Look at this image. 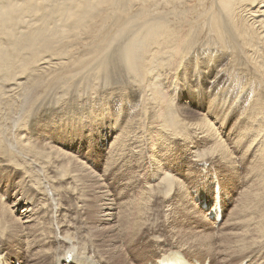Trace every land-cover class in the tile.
I'll use <instances>...</instances> for the list:
<instances>
[{
  "label": "bare ground",
  "instance_id": "1",
  "mask_svg": "<svg viewBox=\"0 0 264 264\" xmlns=\"http://www.w3.org/2000/svg\"><path fill=\"white\" fill-rule=\"evenodd\" d=\"M63 1L64 0H61V2H63ZM69 1L70 0H68V2L67 1L66 2L69 4ZM106 1H108V0H101L100 2H102L101 4L106 6ZM138 1L139 0H137V2ZM146 1H148V0H146ZM166 1H163V3H165ZM175 1H176V6H174L172 4L174 6L172 9L173 12H170V13H169V11H167L168 9L163 10L164 7H162L163 8L162 10L165 11V13L162 12V10L158 11V10L152 8V4H151L150 7L152 9H150V12L149 13L147 12V14L148 15L151 14V19H153L151 24L155 23L156 25L153 24V26L151 27V31L148 34V37L146 39H144V38L147 36L146 34L148 31L145 32L146 36L143 38L144 39L143 44L140 43L139 45L138 44L135 45V42L132 40L133 39L132 38L133 29L136 27H141L142 25L145 26L144 24L147 23L145 21V14L146 13L143 12V10H144L143 8H142V10H139V11L135 10V12H134L133 8L131 6L129 7L128 4L122 3L123 0H117L115 5H114L115 6L114 13L119 12L120 16L117 17L116 14H115V16L117 17V19H119L122 22H120V21L118 22L117 20H115L113 23H110V21L108 19H104L103 21L101 20L99 24H97L98 20L97 21L92 20L91 23L88 24V26H84L85 27L84 29H86V30L85 31L83 30V31L85 32L86 35L89 34V36H90L92 34L93 35L98 34V36L94 37L96 39L95 42L93 41L94 43H92V42L90 43V41L88 43H85L86 47L92 45L91 47H93V48L91 50L84 51L81 55L79 54L80 56H78V52H79L78 50H80V49L77 48L78 47L77 46L76 47L77 49H75V50L70 49L71 51L67 52V56H68L67 58L59 59V61L49 60L50 62L46 63L47 61H45V60H48L47 58H49V57H47V58L43 57L44 59L42 58V59H38V60L33 59V62L32 61L29 62L28 60H29L30 55H35V56H37V54L40 55L39 53H36V40L39 39L42 31L47 30V28L46 27L45 28H32L31 30H29L27 32V35H35L36 33H38V36L35 35L33 40H30L31 38L29 39L28 37L21 35L22 32L20 31V28L23 27L24 23H26L25 20H27V17H26L27 15L34 13V15H32V16H34L33 20L38 19V18H36V14H35V11H37V10L38 11L39 10L45 11L48 14V16L50 15L51 17H53L58 4L56 6V3L53 2V0H47V3H46L47 5L42 4L43 6L41 5V7H39L42 0H0V33L3 29L6 28V30H3V34H5L6 37L3 34H1V35L5 37L4 41L7 42L6 44L0 43V66H4V67L6 66L5 69L3 68L4 69V76L0 75L1 76L0 77V98H1L0 104L2 105L4 100H5V104H7V101L15 100L17 98H19V100L21 99L22 102L24 103V106L21 107V109L17 108V109H14L12 112H10L13 114L17 113L16 115H18V114L20 115L21 112H24V107H25V104H28V100L33 99V97L37 96V101H36L37 104H33L31 106V108H28V112L29 111H36L42 105L49 106V105L55 104L57 102L59 103L61 101H64L66 98L74 96L76 94L80 95V94L84 93L85 90L97 89L96 87L100 85L98 80L101 79V76H102L101 75L98 80H97V78H95L93 76H91V78H93L94 80L90 79L89 78L90 76L87 77L88 79H90L92 81L89 82L88 84L86 83L87 84L86 85L84 82H86L88 79L86 78L87 79L86 81L82 80V82L86 86L81 87L82 85H84V84H81V86L79 85L81 88H79V89L74 88V89H78V90L69 89L70 87L69 86H68L69 88L67 87L68 84L64 83L65 82V80H64V82L61 83L60 86L63 84V88H64V86H66L65 89L55 90V89H57V86H55V84H53L54 82L51 83L50 81L57 78L56 75H58V74L60 75L62 72L63 73L69 72L70 74L71 73L74 74V73H78V71H80V69H81V71H83L82 69H84V68H90L93 71L95 69H97V70L99 69L103 72H107V73L112 74V77H110V74L104 76L107 79V81L105 80V78H103V80L100 81V82H104V84H106V85H107L108 81H109V83L111 82L110 80L114 77V75L116 76L118 74H124V73L130 75L132 80L134 81V83L136 82L135 85H137V86L140 84L145 85V87H146V94H145L146 97L145 98H146V100L150 99L151 100V101L149 100L150 103L153 104L154 106H153V108L152 107L148 108L147 105H149V104H145L144 102H143L144 106H142L141 108H139L140 106L139 107L137 106L139 109H136L137 107L120 108L117 105V107L119 108L118 112L123 114L122 116H124V118L120 122L121 123L120 134L124 135V137H126V139L129 138V141H131V143H134V146H133L134 152L133 153L135 155H133V157H135L136 159H143V158L148 157V155H149L148 151L145 148H143L144 144H142V146H140V145H138V142L136 140L139 139L138 137H140L138 134H140L141 132H144L147 135V141L148 142L146 141L145 138H142V136H141V139L144 140L145 142H147L148 149L151 152L150 153L151 156H149V157L152 158V160L157 161V164L156 163L154 164L153 162H149L147 160H146L147 164H144L143 166L141 164H139L140 161H132L131 162V164H130L131 169L136 168L139 170L141 168L142 171H145V169H146V174L143 175L144 178L142 181L136 180V182H139V184L137 186H135L134 188H132L134 185L132 183L124 185L125 187H123V188H125L127 191H134L136 189H138L139 191L133 192V195H131V196L127 195V193L125 191H123V193H121L119 196L117 195L122 200L127 201L126 206H124V207L121 206L122 207L121 208L120 207V202H121L120 200L119 201L117 200V202H112L111 199L108 198V196L106 198L109 200H107L105 198L106 202L102 201V197L100 196L101 194L96 196V200L94 199L93 201L89 200L91 198L85 197L86 192L90 191L92 189V187L84 186V183L87 181H86L84 174H82V173H87V172L85 170H79V168L75 169V166L73 169L72 168V162L75 159L73 157L61 152V151L60 152L55 151V154L57 155V157L59 159H63V158L67 159V160L66 159L64 160L65 162L63 161L64 162L63 167L65 168V171L63 170V173H60V171H59L60 169L57 168L58 174L56 173L57 175L54 177L55 178L54 185L59 188V194L56 195V200L58 201V203L61 204L65 201H67L68 204L71 206L70 210H68V211H70V213L74 214V213H76V211H77V213L79 211L80 215L82 217L86 218L85 222H82V221L77 222V224L80 227L84 228L86 230V232H90V230H98L97 229L98 227H102L103 224H105V223H103L105 219L107 221H109V220L111 221V219H112L113 215L112 216L107 215L105 219L103 218L104 212L101 213V207H99L100 206V200L103 202L102 204L104 207L106 205L108 206L107 212L110 211L114 214L115 211L119 210L118 215L121 218L123 217V219L126 220L125 222H120L121 228L119 231L117 230V232L115 234L116 237L113 238V240L118 241L119 244H120V242H123V241L125 242V240L126 241L127 240L133 241L135 238H138L139 236H141L140 233L143 232V230H146V232L151 231V230H155L154 234H152V233L149 234V236L153 237L152 239L149 238L150 240H152V243L147 244L148 248L151 249V253H148V255L145 256V261L146 260H152V262H154L156 260L155 263H153V264H186L185 260H187L189 264H264V141H263V144L261 143L262 145L261 144L258 145V150L255 151V153H254L255 158H256L255 162H257L256 164H258V166H256V167L251 166L250 173L257 172L256 180L253 182L252 185L249 184L250 181H247V179H248L247 177H249V173L248 174L246 173L245 178L241 181H239V177L237 176V184H236V180L234 179V177L232 175L233 174L235 175L236 173H238V171H236L235 169H233V170H230V169L227 170L226 169V171H218L214 168V165H215L213 162L214 157H211L212 155H210L211 154L210 151L215 152V154L218 153L215 149H219L221 151H227V148L224 144L225 142L222 140L221 141L218 140L215 142V144H213V145H215V149H212V148L209 149L208 148L210 150V151H207L209 153L208 156L200 155L199 157L195 158V161L197 163H195L193 161V163H191L190 169H189L190 171H193L192 177H189L191 175H189L188 177H184L181 174L180 179H177V180L174 177L171 178L170 175H168L169 174L168 172H173V171L176 173L179 171L185 172L186 169L189 167V162L186 165H183V163L177 159L178 155H173V152L168 151V148H169L168 146H167L168 152H166L165 150H161V151H159V153L153 152L154 148L156 147L157 144L166 146V144L168 143V140L166 138L162 137L160 134H163L167 137L179 138L180 136H184L183 133L188 132L190 129H192L191 126L195 127L196 129H201V131H203V132H206L211 139H213V137L216 136V134L218 133L216 130V127L206 117H204L206 115V112L210 111V109H206V108L204 110H202L203 113H195L189 108L181 107V111H183L184 114L190 118L192 125L191 126L186 125V124L181 123V122H178L176 124H170L167 121V119H168L167 115L170 114V112H169L170 109H168V107L166 106V103H168V101H170L172 99V94H168L167 96H165L166 95L164 92L165 89L162 88V86L160 88V85H159V84H162L163 79H165V81H166V78H168V77L177 76L176 79L179 80L178 76L181 75V73L179 72L180 69L186 64L185 62H187L186 60H188L189 57L192 58L191 56L195 55V53L192 51L193 47L191 48L190 45H192L193 40L196 39L195 35L198 36V34L192 33L191 29L197 27V25L200 24L201 21L204 20L206 17L209 16L208 20L213 22L212 24H214V23L217 24L215 22L216 19H218V21L222 19V21H223V19L226 18L225 23H224L225 24L224 28L228 29V31H226V32H229V30L234 29L233 32L235 34H234L233 39L234 40L236 39L237 41H235V42L241 44V46L244 47V48L242 47L244 49V63H242L243 61H241L242 65H244V67H246L250 71L251 70L254 71L264 81V0H211L212 6L210 9H208L209 7L204 9V7L200 6V7H197L200 9L199 11H196L197 9L195 6H194L195 8L193 6L191 7L187 3H186V7L183 8L185 10L179 9L178 6H181L180 4L182 3L181 2L182 0H180L181 3L177 0H175ZM95 2H97V1L95 0ZM160 2H161V0H160ZM188 2H189V0H188ZM245 2L248 4V6L251 7V5H254V7H252V8L248 7L245 4ZM67 3H66V5H67ZM141 3H142V0H141ZM64 4L62 5V7L64 6ZM112 4H113V2H112ZM166 4H168V3L166 2ZM191 4L194 5L193 3H191ZM208 4H209V2H208ZM91 5H92V3H91ZM145 5H147V4H145ZM195 5H198V4L195 3ZM206 6H208V5L206 4ZM85 7H88V6H85ZM91 7H93V6H91ZM59 8H60V6H59ZM62 9L59 10L57 8L58 14L56 13L54 16L59 15V13H61L59 11H64L65 8L63 7ZM86 9H88V8H86ZM93 9H91L90 11L93 10V12H95L96 7H94ZM103 9L104 8H102V10ZM105 9H107V8H105ZM202 9H203V11H202ZM211 9H215L213 13H211V11H210ZM66 10L68 11V9H66ZM83 11H85V9ZM145 11H147V9ZM166 11L168 12V14ZM208 11H210V12H208ZM64 12H62L63 14L59 15V17H61L62 15H65ZM199 12H201V13L199 14ZM194 13H197V16H198L197 19L190 16V15H196ZM66 14H68V13H66ZM70 14H72V13H70ZM73 14H74V12H73ZM106 15H108V14H106ZM101 17H102V15H101ZM82 18L83 17H81V19ZM39 19H40V17H39ZM71 19H73V18H71ZM77 19H78V14H77ZM28 20H29V18H28ZM28 20H27V23H28ZM188 20H192V21H188ZM50 21L52 22V20H50ZM194 21H195V23H192ZM189 22H191V23H189ZM205 23H206V20H205ZM205 23H203V24H205ZM61 24H62V22H61ZM64 24H65V22H64ZM208 24H210V22H208ZM26 25L27 24H25L24 28L26 27ZM129 25H133V27L129 26ZM211 25L209 27H212ZM28 26L30 27V25H28ZM33 26L35 27L36 24L34 25V23H33ZM7 27L11 28V30L7 29ZM65 27H66V25H65ZM204 27H206V26H204ZM18 28H19V30H18ZM187 28L189 29V33L186 36H183L184 31H186ZM56 29H58V28H56ZM212 29H215V28L212 27ZM148 30H150V29H148ZM201 30H204V29H201ZM215 30L217 32V29H215ZM219 30H221V29H219ZM78 31H79V29H78ZM47 32H48V30H47ZM223 32H225V30ZM230 32L232 33V31H230ZM69 33L70 32L64 33L63 39H61V42L59 44V46H60V48H59L60 50L58 49L59 51H61V49H63L62 46L65 44V41L67 39H69ZM74 33H73V35H74ZM206 33H207V30H206ZM85 34H83V35H85ZM138 35L142 36L139 33H138ZM76 36H79V35H76ZM74 37L71 36V39H73ZM82 37H84V36H82ZM232 37H233V35H232ZM13 38H17L16 41H18V43L16 41L14 42ZM26 38H28L29 40ZM41 38H43L42 35H41ZM54 38H56V37H54ZM193 38H195V39H193ZM77 39H79V38H77ZM0 41H1V39H0ZM42 41H43V39H42ZM69 41L71 42L70 39H69ZM139 41H140V39H139ZM230 41H231V43L234 42V41H232L231 38H230ZM5 42H3V43H5ZM48 42H50V41L47 40V44L49 46ZM52 42H50V44ZM86 42H87V40H86ZM42 43H44V41ZM20 44H21V46H20ZM37 44L40 45L39 42H37ZM44 44L47 47L46 43H44ZM75 44L76 43H74V45ZM197 44H199V42H197ZM22 45H23V47H22ZM53 45L56 46L55 43ZM53 45L52 44L50 45V46H52V49H53V47H55ZM236 45L237 44H234L235 47H236ZM206 46H208V45H206ZM234 46H233V48H234ZM38 47L41 48L40 46H38ZM197 47H199V46H197ZM57 48H55V49H57ZM233 48L231 47L230 49H233ZM82 49H84V48H82ZM219 49H221V48H219ZM233 50H232L233 53H231L227 56H229V58L234 59L236 57L235 55H236L237 51H239V50H238V47H237L236 53ZM52 52H49V53L52 54ZM53 53L56 54L57 52L55 53V51H54ZM27 54H29V55H27ZM25 55L28 57H24ZM56 56H57V54H56ZM64 57H66V56H64ZM213 57H215V56H213ZM237 57H238V55H237ZM212 59H214V58H212ZM239 60L240 59H238V61H237L238 64L240 63ZM241 63H240V65H241ZM185 66H187V65H185ZM225 66H227V65H225ZM242 69H244V68H242ZM185 70H186V67H185ZM93 71H92V73H93ZM243 71L240 70V71H235L233 73L230 71L232 73V74L231 73L230 74L233 76V74L236 73V74H234L235 77L237 74H239V76H237V77L241 79L242 75L244 74ZM1 73H2V69H1ZM46 77H48L51 80L47 81ZM60 77L62 78L63 74H61ZM44 78H46V79H44ZM67 78H69V77H67ZM67 78H65V79H67ZM42 79H44V81ZM176 79H174V81ZM90 80H88V81H90ZM32 81H34L35 83L32 84ZM54 81H56V80H54ZM122 81H124V79ZM73 82H75L74 79H73ZM119 82H118V84H119ZM125 82H126V80H125ZM128 82H129V80H128ZM237 82H239V80H237L236 83ZM257 82H256V84H257ZM59 83L60 82H58V84ZM130 83H132L131 80H130ZM251 83H255V80H252ZM113 84H114V82H113ZM10 85H12L13 87H10ZM95 85H97V86L95 87ZM120 85L123 86V84H120ZM171 85H173V84H171ZM53 86H55V87H53ZM60 86H58V87H60ZM70 86H73V85L70 84ZM50 87L54 88V89L49 90ZM75 87H77V85ZM87 87H88V89H86ZM257 87H258V85H257ZM37 88H40V89H38L39 91L37 90ZM251 88H253V87H251ZM67 89H69V90H67ZM257 89H259V88H257ZM35 90H37V91H35ZM260 91L261 90H253L252 89L250 91L251 93L249 95L254 97L255 93L260 92ZM120 92L122 94H125V95L131 94L130 90H126L125 87L123 88V90H120ZM246 92H248V91H246ZM35 93L37 95H34ZM68 93H69V95H68ZM242 94H241L240 98L242 97ZM246 94H248V93H246ZM131 95H133V94H131ZM148 96H149V99H147ZM227 96H228V94H227ZM119 97H121V96H119ZM117 98H118V96H117ZM217 98L220 99L222 97L219 95V96H217ZM54 99H56L57 101H53ZM127 99H129V98L127 97ZM258 99H257L258 100L257 105L246 104V107H245V104H244V107L251 109V111L259 110L261 112V114H260L261 118L260 119H262L264 121V97L259 96ZM241 100H242V98H241ZM232 101L236 105L237 95L232 97ZM240 101H238V103H240ZM230 102H231V100H230ZM140 103L141 102H139L138 104H140ZM120 104H121V106H123L124 103L122 104V102H121ZM231 104H232V102H231ZM124 105H126V104H124ZM146 106H147V108H146ZM198 106H201V103H199ZM43 107H45V106H43ZM51 107H53V106H51ZM223 109H224V106L221 107V110H223ZM126 110H128V112ZM130 115L131 116L133 115V116H132L131 120L128 121L127 119ZM207 115H209L211 118H213L214 121H218V119L220 121H222L221 123L224 126V128L226 129V131H228L230 129V125L228 123H230L231 120L228 123L225 122L226 120H223L222 116L224 114L222 112H220L219 114H216V112H215L214 116H212V112L207 113ZM247 115H248V112H247ZM4 117H0V121L4 120ZM143 117L148 122L147 125H141L142 123L140 124V120ZM247 117H246V119H247ZM255 119H256L255 121H257V118H255ZM241 120H243V119H241ZM136 121H138L139 123H137ZM259 122H261V121H259ZM240 123L242 126L245 124V123L242 124L243 121ZM15 125L16 124H14V126ZM103 125L104 124H102V126ZM109 125H111V124H109ZM96 127H99V126H95V128ZM263 128H264V123H261V125L258 129H257V126H256V130L253 129V131H255V133L250 135L249 140H248L249 147H246L247 149H250L251 147L254 146V143H255L257 137L262 133ZM110 129H111V127H110ZM105 130H106V128H105ZM87 131L88 130H86V132H84V133L85 134L88 133ZM124 132L125 133L128 132V133L125 134ZM97 134L98 135L95 138H99L100 135H99V133H97ZM82 136H83V132L79 134L78 139L81 138ZM240 136L241 135H239L238 138ZM72 137H74V136H72ZM82 138H84V136ZM217 138H219V137H217ZM85 139H86V137H85ZM15 140H16V138H15ZM117 141L118 140H115V143H114L115 150H117L121 146L120 142H118L119 143L118 145L116 144ZM260 141H258V142H260ZM84 142H85V140H83V139L81 141L80 140L77 141V143L80 144V146H82V144ZM67 144L70 145L69 142H67ZM73 145H75V144H73ZM175 145H177V144L175 143ZM223 146H225V147H223ZM170 147L176 148V146H174L172 144H170ZM203 147H205L204 144H203ZM15 148H16V145H15ZM21 148L25 153L30 154V155H32V153H33L31 150L39 148L38 151H40V152H38V154H36V160L42 161L43 159H45V160L48 159L45 156H48L49 153H47V151H46L47 155L43 154V152H45V150H48V148L44 147L43 145L41 146L40 143H37V141L34 144H30L29 142L27 144L22 143ZM254 149H255V147H254ZM182 150H183V152H182L181 156H183V154L185 152H187L186 148H184ZM118 152L119 151L117 150L115 152V154L110 157V160H109V163H111L110 166H114V173H116L118 170L122 169L120 164L115 160L122 153L124 154V152H122L120 154H118ZM3 153L4 152L2 151L1 154H3ZM15 155H16V153H15ZM231 155H233V154H231ZM55 156H53V157H55ZM5 157H7L12 162L13 169H15L14 166H17L20 169L23 168L22 172L25 175L29 174L28 179L30 180V182H32L34 184H35V181L38 182L39 186H38L37 190L40 189V191L43 192V195L45 193H46V196L48 195L47 194L48 189L43 182V178L41 177V173L40 172H39L40 174L37 173V176H34L35 174L32 175V173L35 172L32 168V164H30V163L26 164V162H23V161L21 162L20 158L17 156L10 157V156L5 155L4 160L6 159ZM49 157H51V156H49ZM57 157H55V158H57ZM183 157L189 161L187 153H185V155ZM54 161H55V159H54ZM47 162H49V161H47ZM57 163H58V161H57ZM42 164L45 165L43 163V161H42ZM77 165H78V163H77ZM82 165H84V164H82ZM38 167H40V166H38ZM38 167H36V168H38ZM57 167H61V166L58 165ZM45 168L47 169V175H49V172H50L49 168H47V167H45ZM183 168H184V170H182ZM95 169L98 170V167H95ZM107 171H109V170H107ZM15 172H17L16 169H15ZM90 173H92V172H90ZM92 174L93 175L87 173V177L90 176V179H88V180H90V181L92 180V181H95L96 183H98L96 185H99L100 189H101V187L103 190L106 188L108 189V186H109L107 183V181L109 180L108 176H106L105 174H103L101 176L96 175L99 179L98 180V179H95V177H96L95 173H92ZM100 178H102L103 182H105V184L108 185L106 188H105V186L101 185L102 181H100ZM66 181L69 182L68 184H70V186L69 185L68 186L71 187L70 188V190L72 189L71 191H69V189H68L69 187H67L66 185L64 186V183H67ZM52 182H54V181H52ZM239 182H240V184H238ZM186 183H189V185L191 187H193L192 188L193 194H190V192H188V190H190V189L187 187ZM12 184H13V182H12ZM85 185H87V184H85ZM32 188L36 190L35 186ZM62 189H64L65 192H62ZM233 190H241V191L244 190V192L241 194L242 198L240 199V201L237 200V202L233 205L234 206L233 210H235V211H234V213H232L230 219L227 222L228 223L227 231L229 230V233L228 234L223 233L224 235L221 234L222 235L221 238L220 237L212 238L211 235H206V234H211V233H213V234L217 233L220 225L222 223H224V220L226 218V212L228 210V206L231 205L232 199L234 198ZM33 193H36V192L33 191ZM105 193L106 192H104V194ZM221 194H223V196H221ZM37 195L39 197V195H41V194H37ZM60 195L63 196V200H64L63 202L59 199ZM211 195L213 197H211ZM2 196L5 197L6 195L3 193ZM15 197H17V194L15 195ZM67 197H69V198H67ZM174 197H176V203L175 204L173 203ZM43 198H45V197H43ZM51 198H52V195H51ZM51 198L47 199L48 201H51V202L49 205L47 204L48 207H46V209H47V212L49 213L51 220L53 222V224H52L53 227L50 231V234L54 235V237H52V238L49 237V240H50V244L52 246V249L54 247L56 249V247H57V250H58L57 251L58 253H56V254H58L57 257L62 259V261H60L57 257H56V259H52V257H51L50 259H52L53 261L55 260L54 262L52 261V263L53 264H99V262L94 260L95 257H93V255H95L93 248H95V247L93 246L94 242H92V239L96 238L97 236H91V235L82 236L81 239L83 241L80 240V245H81L82 249L79 253L78 252L79 249L78 250L75 249L77 247V246L75 247L77 238L75 239L76 241L73 242L74 240L73 241L71 240L72 238L69 237L68 231L66 232V229L68 228V226H65V225H64L65 227L61 226V225H63L62 224L63 219L62 218L58 219L55 217V213H59L60 208L58 211H56L58 208H55V206H56L54 204L55 200L53 201L54 198L52 200H51ZM185 198L188 200V204H190V205L192 204L193 208L196 207L197 209L200 210V211L199 210L194 211V210H192L193 208H189L188 211H191V212H188L189 216L187 217V221L185 220L184 215H183V214H186V215L188 214L186 212L187 206H184V205H186L185 203L187 201H185V203L181 202V200H183ZM85 201H88V202H85ZM156 201H158L161 205V212L159 211L161 213V215L159 213L156 214L157 216H161V217H159L161 222H159L158 225H155L154 224L155 222L154 223L152 222L153 224L151 226H150V224L146 225L152 218L150 211L154 210L153 204ZM26 203L28 204L27 201H26ZM30 203L31 202H29L28 205H30ZM85 203H89V204H85ZM94 204L99 205V206L98 205L97 206L100 208V211H99L100 216H101L102 220L104 219L103 222H102V220L97 221L96 223L98 225H96V226L93 225L94 222H91V224L88 223L89 219H90V212L91 211L87 212V213H86V211H84L85 209L87 210V208L91 209ZM118 204H119V206H118ZM38 205H40V204L38 203ZM38 205L34 210L35 212L39 211ZM16 206H18V207L21 206L22 208H24L25 212H23V214L28 213V215H29V211H28L29 207L28 206H26V205L23 206V204H18ZM79 207L81 208V210L79 209ZM157 209L155 210V213L157 212ZM2 210L4 211V212H2L3 213L2 216L5 219V221H7V218L10 216V212H8V210L5 208L4 204L0 203V211H2ZM63 212H64L63 210L60 211L61 214ZM37 214H38V217L41 216L40 212H38ZM73 214L71 215V217L73 216ZM164 215L167 216L166 219H164L165 218ZM157 216H155V218ZM20 217L21 216L17 217V219H16V217L10 218L9 223L12 226H18L20 229L21 222H22ZM30 217L31 216L29 215L27 217V219H30ZM24 218H26V217H24ZM48 220H50V219H48ZM1 221H2V219H1ZM73 222H75V221H73ZM187 222H189V226L191 224L195 225L194 228H196V229H194V231L198 230V232H197L198 234H195L193 231H192L193 233L188 231L190 233H187V240L189 242H191L192 244H193V241H196V243L203 246L202 247L203 250H202V248L201 249L197 248V250L196 249L192 250V249L184 248L183 246H182L183 249L179 250V249H177V246L175 245V244H177L175 240L165 238L163 241H161L159 239H154V238H156V237H154V235H160L161 234L160 232H164L167 236L172 237V235H168L166 233V231H167L166 229L169 228V230H172L175 227L178 228L179 226H182L184 228L185 226H187ZM123 223H126V224L122 225ZM210 223L212 225H210ZM226 224H225V226H226ZM22 226L25 228L26 225H22ZM119 227H120V225H119ZM180 229H182V228H180ZM183 231H185V230H183ZM123 232H127V233L124 234V236H122ZM175 232H176V230H175ZM180 232H181V230H180ZM15 233H16L17 237L21 238V240L27 244L24 234H22L19 230H17ZM183 234H186V233H183ZM31 235L33 236L34 233H32ZM75 236L73 238H75ZM230 238H233L235 240V243L232 242L233 240L230 241L231 240ZM78 240H79V238H78ZM236 240H237V242H236ZM61 242H63V247L59 248L57 245ZM0 243H1L0 244V264H30L31 263V257H29V256H31V253H30V251L26 250V249H31L29 246L26 245V249H24V248L22 249L19 247L17 248V249L21 250V251L20 250L16 251V253L18 255H20V253H24V252L27 253V257L25 258L26 260H22V259H20L21 258L20 256L19 257L16 256V254L14 253L15 251L10 250L11 247L5 242V240L2 239L1 236H0ZM126 243L123 244V247L125 250L124 252L126 253V251H127L126 254H128L129 257L132 258L133 256L131 254L137 253V252H135L136 243H135V241H134V243L130 242L131 244L128 243L129 245L125 246ZM78 244H79V242H78ZM37 245H39V247H42L44 244L42 241L38 240L36 242V246ZM195 246L198 247V245H195ZM113 247L120 248V247L114 246V245H113ZM219 249L221 251H218ZM84 250H85V252H84ZM118 250L120 251V253H122L121 251L123 249H121V250L118 249ZM226 250H228V251L233 250L234 252L229 251L226 253L225 252ZM55 252H56V250H55ZM87 252L89 253L88 254L89 256L87 255ZM172 252H174V253H172ZM184 252H188L190 254L189 255L186 254L187 255L186 256L184 254ZM48 254H50V253L48 252ZM51 254H52V251H51ZM121 255H124V254L122 253ZM125 258H128V257L126 256ZM217 259H220L221 261L217 262L218 261ZM112 260L114 261L115 258L113 257ZM122 261H123V259H122ZM35 264H37V263H35ZM146 264H150V263H146Z\"/></svg>",
  "mask_w": 264,
  "mask_h": 264
},
{
  "label": "rangeland",
  "instance_id": "2",
  "mask_svg": "<svg viewBox=\"0 0 264 264\" xmlns=\"http://www.w3.org/2000/svg\"><path fill=\"white\" fill-rule=\"evenodd\" d=\"M66 1L68 2V0H64L63 2H61V0H53V2L56 3V6L58 4L57 8L59 10H61L63 7L65 8L64 11L66 9H68V11L66 10L67 12L66 11L65 12L59 11V12H61V13H59V15L63 14L62 12L65 13V15H62L61 17H59V15L54 16L58 11L57 8H56V11H55L53 17H51L50 15L48 16V14L45 11H41V10L35 11L36 18H38V19L33 20L34 16H32V15H34V13L33 14L31 13V14L26 16L27 20H28V18H29V20H28V23H27V20H25L26 23H24L22 28H20V31L22 32L21 35L28 37L29 39L31 38L30 40H33L35 35L38 36V33H36L35 35H27V32L29 30H31L32 28H45V27L48 30V32H47V30H43L41 33L43 38H41V35H40L39 39L36 40V53H39L40 55H38V54H37V56L30 55L29 60H28L29 62L30 61L33 62V59H36V60L42 59L43 57L44 58L49 57V58H47L48 60H45V61H47L46 63L50 62L49 60L59 61V59H63V58L68 57L67 56L68 51L75 50L77 48L80 49V50H78L79 51L78 56H80L84 51H89L93 48V47H91L92 45L86 47L85 43H88L89 41H90V43L91 42L94 43L96 40L94 37L98 36V34L93 35L92 33H91L92 35H90L91 37L89 36V34L86 35L84 32L86 30V29H84L85 28L84 26H88V24H90L92 20H94V21L98 20L97 24H99L100 21L101 20L103 21L104 19H108L110 21V23H113L115 20H117L118 22L120 21L119 19H117V17L120 16L119 12L114 13V8H115L114 5H115L117 0L116 1L115 0L106 1V6L101 4L102 3V2H100L101 0H96L97 2H95V0H81V1L80 0H70L69 4ZM163 1H166V0H163ZM163 1L161 0V2H160V0H150V1L149 0L148 1L142 0V3H141V0H139L138 2H137V0H123L122 3L128 4L129 7L131 6L133 8L134 12H135V10L139 11V10H142V8H143L144 9L143 12H145L147 14V12L149 13L150 9H152V8H154L158 11H161L163 9L162 7H164L163 10L168 9L167 11H169V13L173 12L172 9L174 6H176V1L175 0H169V1L167 0L166 2L168 4H166V2L163 3ZM177 1L180 2V0H177ZM207 1L209 2V4ZM65 2L67 3L68 6L66 5ZM112 2H113V4H112ZM181 2H180L181 6H178V7H179V9H182V10H185L183 8L186 7V3L189 4L191 7L195 6L197 9L196 11L200 10L199 8H197L200 6L204 7V9L208 8V7H209L208 9H210L212 6L211 0H189V2H188V0H182ZM46 3H47V0H45V1L42 0L39 7H41L42 4L44 5ZM91 3H92V5H91ZM191 3H193L194 5H192ZM195 3H197L198 5H195ZM63 4H64V6L62 7ZM145 4H147V5H145ZM151 4H152V8L150 7ZM206 4L208 6H206ZM245 4L248 6V4L246 2H245ZM90 5L93 7H91ZM59 6H60V8H59ZM85 6H88V7H85ZM94 7H96L95 12H93ZM248 7H250V6H248ZM252 7H254V5H251L250 8H252ZM86 8H88V9H86ZM102 8H104V9L102 10ZM105 8H107V9H105ZM84 9H85V11H83ZM91 9H93V10L90 11ZM146 9H147V11H145ZM163 10H162V12L165 13V11H163ZM214 10L215 9H211L210 10L211 13H213ZM202 11H203V9H202ZM210 11H208V12H210ZM73 12H74V14H73ZM66 13H68V14H66ZM70 13H72V14H70ZM200 13L201 12H199V14ZM77 14H78V19H77ZM106 14H108V15H106ZM115 14L117 17L115 16ZM146 14H145V21L147 23L144 24L145 26L142 25L143 27L141 26V27H136L133 29V32H132V38L133 39L132 38L131 39L135 42V45H137V44L139 45L140 43L143 44L144 39H146L148 37V34L151 31V27L153 26V24H155V23L151 24V22L153 20V19H151V14L150 15H148V14L146 15ZM167 14H168V12H167ZM194 14H196V15H190V16L197 19V17H198L197 13H194ZM101 15H102V17H101ZM39 17H40V19H39ZM70 17L73 19H71ZM81 17H83V18L81 19ZM208 18H209V16L206 17L204 20H202L201 23L197 25V27L191 29L192 33L198 34V36L195 35L196 39L193 38L195 40H193L192 45H190L191 48L193 47L192 51L195 53V55H192L191 56L192 58L189 57V59L186 60L187 62H185L186 63L185 65H187V66L184 65L180 69L179 72L181 73V75L178 76L179 80L176 79L177 76H172V77L166 78V81H165V79H163L162 84H159V85H160V88L162 86V88L165 89L164 90V92L166 94L165 96H167L168 94H172V99L170 101H168V103H166V106L168 107V109H170L169 110L170 114L167 115L168 116L167 121L170 124H176L178 122H181V123H184L186 125H190V126L192 125L190 118L187 115H185L183 111H181V107L189 108L195 113H203L202 110H204L206 108V109H210V111L206 112V115H207V113L212 112V116H214L215 112H216V114H219L220 112H222L224 114L222 116L223 120H226L225 122L228 123L231 120V122L228 123L230 125V129L228 131H226V129L224 128V126L221 123L222 121H220L219 119H218V121H214V119L211 118L209 115H207V116L205 115L204 117H206L216 127V130L218 132L216 134V136L213 137V139H211L206 132L201 131V129H196L195 127L191 126L192 129H190L188 132L183 133L184 136H180L179 138L167 137L163 134H160L162 137H164L168 140V143L166 144V146L157 144L156 147L154 148L153 152L159 153V151H161V150H165L166 152L170 151V152H173V155H178L177 159L179 161H181L183 163V165H186L189 162V167L186 169L185 172H183V171H179L177 173L174 171L168 172L169 173L168 175H170L171 178L174 177L177 180V179H180L181 174L184 177H188L189 175H191L189 177H192L193 171H190L189 169H190V165H191V163H193V161L195 163H197L195 161V158L199 157L200 155L208 156L209 153L207 151H210L209 149H211V148L215 149V145H213V144H215V142L218 140H220V141L222 140L225 142L224 144L227 148V151H221L219 149H215L218 152L217 154H215V152H213V151H210L211 152L210 155H212L211 157H214V160H213V162L215 164L214 168L218 171H226V169L227 170L228 169H230V170L235 169L236 171H238V173H236L235 175L231 172L233 174L232 176L236 180V184H237V176L239 177V181H241L245 178L246 173L247 174L249 173V177H247L248 178L247 181H250L249 184L252 185L253 182L256 180L257 172L250 173V170H251V166H255V167L258 166V164H256L257 162H255L256 158H255L254 153H255V151L258 150V145H260L261 143L263 144L264 128H263L262 133L257 137V139L255 141L256 144L254 143V146L251 147L250 149H247L246 147H249L248 140H249L250 135L255 133V131H253V129L256 130V126L258 129L260 127L261 123H264V121L262 119H260L261 118V115H260L261 112L259 110L251 111V109L245 108V107H246V104L257 105V101L259 100L258 97L259 96L264 97V81L254 71H252V70L250 71L249 69L244 67V65H242V63H244V49H243L244 47L241 46V44L235 42V41H237L236 39L235 40L233 39L234 34H235L233 32L234 29H231V30H229V32H226V31H228V29L224 28L225 27L224 23H225L226 18H224L223 21H222V19L219 21H218V19H216L218 21L217 22L215 20V22L217 24H215V23L212 24L213 22L209 21ZM50 20H52V22ZM205 20H206V23H205ZM188 21H192V20H188ZM32 22L34 23V25L36 24L35 27L33 26ZM61 22H62V24H61ZM64 22H65V24H64ZM120 22H122V21H120ZM208 22H210V24H208ZM189 23H191V22H189ZM192 23H195V21ZM203 23H205L206 25ZM25 24H27V25L24 28ZM28 25H30V27ZM65 25H66V27H65ZM210 25L213 28L217 29L218 33L216 32L215 29H212V27H209ZM129 26L133 27V25H129ZM204 26H206V27H204ZM56 28H58V29H56ZM7 29L11 30V28H8V27H7ZM78 29L80 32L78 31ZM148 29H150V30H148ZM201 29H204V30H201ZM219 29H221V30H219ZM3 30H6V28ZM3 30L0 33V36L2 37V38L0 37V39L2 41V42L0 41V43L6 44L7 42L4 41L6 35L3 34ZM18 30H19V28H18ZM206 30H207V33H206ZM224 30H225V32H223ZM230 31H232L233 34ZM66 32L67 33L70 32L69 33V39L71 40V42L69 41V39H67L65 41V44L62 46V48L65 51L63 49H61V51H59L60 50L59 44L61 42V39H63L64 33H66ZM145 32H147V34ZM73 33H74V35H73ZM138 33L141 34L142 36H139ZM188 33H189V29L187 28L186 31H184L183 36H186ZM1 34L5 35V37L2 36ZM80 34L84 37H82ZM83 34H85V35H83ZM76 35H79V36H76ZM232 35H233V37H232ZM71 36H73V37L75 36V37L73 39H71ZM54 37H56L57 39ZM28 38H26V39H28ZM44 38L45 39L47 38V39L45 40ZM77 38H79V39H77ZM230 38L234 42L231 43ZM16 39L17 38H13L14 42L16 41ZM42 39H43L44 43H46L47 47L45 46L44 43H42L43 42ZM139 39H140V41H139ZM47 40L50 42L53 41L56 44V46L57 47L59 46V47L57 48L55 45H53L54 43L52 42L51 44L53 46H55L52 49V46H50L51 45L50 42H48L50 47L48 46ZM86 40H87V42H86ZM3 42H5V43H3ZM16 42L18 43V41H16ZM37 42H39L40 45H38ZM197 42H199V44H197ZM74 43H76L75 44L76 46L74 45ZM234 44H237L236 47L234 46ZM37 45L40 46L41 48H39ZM206 45H208V46H206ZM20 46H21V44H20ZM197 46H199L201 49ZM233 46H234V48H233ZM22 47H23V45H22ZM231 47L234 50L230 49ZM237 47H238L239 51H237V53H236ZM55 48H57V49H55ZM82 48H84V49H82ZM219 48H221V49H219ZM47 50L49 52H52L54 50L55 53L57 52L56 53L57 56H56V54L53 53L54 51L52 52V54H50ZM232 50L236 53V55H235L236 57L234 56L236 59L235 58L234 59L229 58V56H227V55L233 53ZM27 55H29V54H27ZM237 55H238V57H237ZM64 56H66V57H64ZM213 56H215V57H213ZM24 57H28V56L25 55ZM212 58H214V59H212ZM237 58L240 59L239 60L240 63H241V61H243L241 63V65H240V63L238 64ZM225 65H227V66H225ZM0 67H1L0 68V75L4 76V69L6 66L5 67L0 66ZM185 67H186V70H185ZM242 68H244V69H242ZM1 69H2V73H1ZM82 70L83 71H81V69H80V71H78V73H74V74L73 73L70 74L69 72H67V73L62 72L61 74H63V77L62 78L60 77L61 74L60 75L58 74L59 76L56 75L57 78L54 79L56 81H54V80L50 81L51 79H49L48 77H46V78H47V81H50L51 83L54 82L53 84H55V86H57V89H55V90L65 89L66 86H64V88H63V84L60 86V84L63 83L64 80H65L64 83L68 84L67 87L68 86L70 87V88L68 87L69 89L78 90L79 88L86 86L89 82L94 80L93 78H91V76L97 78V80H98L100 78V76L102 75L101 79L98 80L100 85L99 86L95 85V87L97 86L96 87L97 89L85 90V92L80 94V95L76 94L74 96H71L72 98L68 97L64 101L49 105L50 107L46 106V105H42L36 111H29L28 112V108H31V106L33 104H37L36 103L37 96H35V97H33V99L28 100V104H25L24 112H21L20 115L19 114L16 115L17 113L13 114L10 112H12L14 109H17V108L21 109V107L24 106V103L22 102L21 99L19 100V98H17L15 100L7 101V104H5V100H4L2 105L0 104V112H1L0 117L5 116L4 120L0 121V124H1L0 125V161H1L0 162V203L4 204L5 208L8 210V212H10V216L7 218V221H5V219L2 216V214H3L2 212H4V211L3 210L0 211V224L4 227L3 228L0 225V227H1L0 228V236L11 247V249L10 248L9 249L11 251H15L14 253L16 254L17 257H19V256L21 257L20 259L26 260L25 258L27 257V253L24 252V253H20V255H18L16 253V251H19L20 249H17V248L19 247L22 249L23 248L26 249V245H27L31 248V249H26L27 251H30V253H31V256H29V257H31V263L30 264H35V263H37V264H53L52 259H56L57 255H58L56 253H58L57 252L58 250H57V247H56V249H55V247L52 249V246L50 244L49 237L50 238L54 237V235L50 234V231L53 227V225H52L53 222H52L51 217H50V215L46 209V207H48V205L51 202V201H48L47 199L51 198V195H52L51 200L54 198L53 201L55 200V202H56V203L54 202V204L56 205L55 208H58L56 211H58L60 208L59 213H55V217L58 219H61V218L63 219V223H62L63 225H61L62 227L68 226V228L66 229V232L68 231L69 237L72 238L71 239L72 241L74 240L73 242H75L77 240L76 245H75V247L76 246L77 247L75 249L76 250L79 249L78 250L79 253L82 249V247L80 245V240H82L81 237L86 236V235H91V236H97L96 238L92 239V242H94L93 246L95 247V248H93V250L95 252V255H93V257H95L94 260L99 262V264H128V263L129 264H146V263L153 264V263H155L156 260L154 262H152V260H146L145 261V256L148 255V253H151V249L148 248L147 244L152 243V240H150V239H152L153 237L149 236V234H151V233L154 234L155 230H151V231H147V232H146V230H143V232L140 233L141 236H139L138 238H135L133 241H131V240L126 241L125 240V242L123 241V242H120V244H119V242L113 240V238L116 237L115 234H116L117 230L119 231L121 228L120 222H125L126 220L123 219V217L121 218L118 215L119 210L115 211L114 214L110 211L107 212L108 206L106 205L104 207L102 204L103 203L102 201L106 202L105 200L107 199L106 197L108 196V198L111 199L112 202H117V200L118 201L120 200L121 201L120 207L126 206L127 201L122 200L118 196L121 193H123V191H125L127 193V195L131 196V195H133V192H137L139 190L136 189L134 191H127L125 188H123V187H125L124 185L132 183V184H134L132 188H134L135 186H137L139 184V182H136V180L142 181L144 178L143 175L146 174V169H145V171H142L141 168L139 170L136 168L131 169V166H130L131 162L132 161H140L139 164H141L142 166L144 164H147V161L153 162L154 164L155 163L157 164V161L152 160V158L149 157V156H151L150 155L151 152L148 149L147 135L144 132H141L140 134H138L140 137H138L139 139H137L136 141L138 142V145H140V146H142V144H144L143 148H145L148 151L149 155H148V157L143 158V159H136L135 157H133V155H135L133 153L134 152V148H133L134 143H131V141H129V138L126 139V137H124V135L120 134V128H121L120 122L122 121L124 116H122L123 114L118 112L119 111L118 107H120V108H134V107L140 106L139 108H141L142 106H144V103H145V104H149V105H147L148 108H151V107L153 108L154 105L150 103L151 100L149 99V96L147 97V99H149L150 101L146 100V98H145L146 97L145 85H143V84H140L138 86L135 85L136 82L134 83L131 76L126 74V73L118 74L116 76L114 75V77L110 80L111 82L109 83V81H108L107 85H106V84H104V82H100V81L103 80V78H105L104 76H106L108 74H110V77H112L111 73L103 72L99 69H98L99 71L97 69H95L93 71L90 68H84ZM240 70L241 71L244 70L243 71L244 74L242 75L241 79L237 77V76H239V74H237L236 77L234 76V74H236V73L233 74L234 77L231 75L233 72L240 71ZM92 71H93V73H92ZM66 76L69 78H67ZM64 77L67 78L69 81L67 79H65ZM87 77H89L92 80L88 79ZM46 78H44V79H46ZM86 78L90 81H88ZM44 79H42V80L44 81ZM73 79L75 80V82H73ZM123 79H124V81H122ZM174 79H176V80L174 81ZM236 79L239 80V82L236 83V81H237ZM82 80L83 81L87 80L86 82H84L85 84L86 83L87 84L85 85L82 82ZM105 80L107 81L106 78H105ZM125 80H126V82H125ZM128 80H129V82H128ZM130 80L132 83H130ZM252 80H255V83H251ZM67 81L69 83L72 81L73 83L71 82L70 84H72L73 86H70V84ZM117 81L118 82L120 81L119 84ZM58 82H60V83L58 84ZM113 82H114V84H113ZM256 82H257V84H256ZM34 83L35 82L32 81V84H34ZM81 84H84V85L81 86ZM120 84H123L125 89L130 90V93L133 95L129 94L130 95L129 96L128 94H126V95L122 94L120 92V90H123L124 87ZM171 84H173V85H171ZM76 85H77V87H75ZM257 85H258V87H257ZM55 86H53V87H55ZM58 86H60V87H58ZM10 87H13V86L10 85ZM251 87H253V88H251ZM74 88H78V89H74ZM257 88H259V89H257ZM38 89H40V88H37V90ZM53 89L54 88H51V87L49 88V90H53ZM69 89H67V90H69ZM86 89H88V87ZM252 89L253 90H261V91L255 93V96L253 97V96L249 95L251 93L250 91ZM37 90H35V91H37ZM246 91H248V92H246ZM246 93H248V94H246ZM227 94H228V96H227ZM241 94H242V97H241L242 100L240 98ZM34 95H37V94L35 93ZM68 95H69V93H68ZM219 95L222 98H220V99L217 98V96H219ZM235 95H237L236 105L232 101V97ZM117 96H118V98H117ZM119 96H121V97H119ZM127 97L129 99H127ZM56 99H54L53 101H57ZM230 100H231L232 104H231ZM126 101L127 102L129 101V102L127 103ZM238 101H240V103H238ZM121 102H122V104L124 103L127 106L124 104H123V106H121V104H120ZM139 102H141V103L138 104ZM171 103L172 104L174 103V104L172 105ZM199 103H201V106H198ZM244 104H245V107H244ZM117 105H118V107H117ZM43 106H45V107H43ZM51 106H53V107H51ZM147 106H146V108H147ZM222 106H224L223 110H221ZM138 107L136 109H139ZM126 111L128 112V110H126ZM247 112H248V115H247ZM132 116L130 115L127 120L130 121ZM246 117H247V119H246ZM255 118H257V121H255L256 120ZM241 119H243V120H241ZM141 120H140V124L142 123L141 125H147L148 124V122L146 121V119L144 117ZM258 120L261 122H259ZM242 121H243L242 124L245 123L243 126L240 123ZM136 122L139 123L138 121H136ZM14 124H16V125L14 126ZM102 124H104L105 126L104 125L102 126ZM109 124H111V125H109ZM95 126H99V127L95 128ZM110 127H111V129H110ZM105 128H106V130H105ZM86 130H88L87 131L88 133L85 134L84 132H86ZM82 132H83L84 138H82L83 137L82 136L81 138L78 139L79 134ZM97 133H99V135H100L99 138H95L98 135ZM127 133H125V134H127ZM239 135H241V136L238 138ZM72 136H74V137H72ZM141 136H142V138H145L147 142L142 140ZM85 137H86V139H85ZM217 137H219V138H217ZM15 138L17 141L15 140ZM82 139L85 140V142L82 144V146H80V144H78L77 141H79V140L81 141ZM115 140H118L116 143L117 145L119 144L118 142H120V145H121L120 148L117 149L119 151L118 154L124 152V154L122 153L115 160L120 164V166L122 168V169L118 170L116 173H114V166H110L111 163H109L110 157L113 156L115 154V152L117 151V150H115V146H114ZM36 141H37V143H40L41 146L43 145L44 147L48 148V150H45V152H43V154H46V155H47V153H49L48 156H45L48 159L42 160L45 165L42 164L41 160H38V161L36 160V154H38V152H40V151H38L39 148L31 150L33 152L32 155L25 153L21 148L22 143L27 144L29 142L30 144H34ZM258 141H260V142H258ZM67 142H69L70 145L67 144ZM175 143L177 145H175ZM73 144H75V145H73ZM170 144L176 146V148H171ZM203 144L205 145V147H203ZM15 145H16V148H15ZM167 146L169 147L168 151H167ZM225 146H223V147H225ZM254 147H255V149H254ZM184 148L187 149V152H185V153H187L189 161L183 157L185 155V153L183 154V156H181V154L183 152L182 149H184ZM1 150L4 152L3 154H1L2 153ZM46 151H47V153H46ZM55 151H58V152L61 151L65 154L73 157L75 159L74 160L75 162L74 161L72 162V168L73 169L75 166V169L79 168V170H85L87 173H89L91 175H93L92 173H95V176L96 175L101 176L103 174L108 176L109 180L107 181V183L109 186L107 184H105V182H103L102 178H100V181H102V183H103V184L101 183V185L105 186V188L108 186V189L106 188V189H104L105 190L104 191L102 189V187L100 189L99 185H96L98 183H96L95 181H92V180L91 181L88 180V179H90V176L87 177V173H82V174H84L86 181H87L84 183V186L92 187L91 190L89 189L90 191L86 192L85 197L91 198L89 200L93 201L94 199L96 200V196L101 194L100 196L102 197V201L100 200V206L98 204L97 205L99 207H101V213L104 212L103 218L105 219L107 215H111V216L113 215L111 221L110 220L107 221L106 219L105 220L103 219L104 220V222H103V220L100 216V213H99L100 208L96 204H94L91 209H88V208H87V210L85 209L84 211H86V213L91 211L90 212V219H89L88 223L91 224V222H94L93 225H95V226L98 225L96 223L97 221L102 220V222L105 223V224H103L102 227L97 226L98 230H90V232H86V230L84 228L80 227L77 224L78 221L79 222H81V221L85 222L86 218L82 217L80 215L79 211H78L79 214L77 213V211L74 214L70 213V211H68V210H70L71 206L68 204L67 201L63 202L64 201L63 196H61V195L59 196V199L63 203L60 204L56 200V195L59 194V188L54 185V183H55L54 177L58 174L57 168L60 169L59 170L60 173H63V170L65 171L63 164H64V162H65L64 160L66 158L59 159L57 157V155L55 154ZM15 153H16V155H15ZM229 154L230 155L233 154V155L230 156ZM5 155L10 156V157L17 156L20 158L21 162L23 161V162H26V164L27 163L32 164V168L35 171L32 173V175L35 174L34 176H37V173H39V172L41 173V177L43 178V182L48 189V193H47L48 195L46 196V193L43 195V192H41L40 189H38L40 192L37 190V188L39 186L38 182L35 181V184L30 182V180L28 179L29 174H27V175L23 174V172H22L23 168L20 169L19 167L14 166V168L17 170V172H15V169H13L12 162L7 157H5L6 159L4 160ZM49 156H51V157H49ZM53 156H55L57 158H55ZM52 157L55 159V161ZM47 161H49V162H47ZM57 161H58V163H57ZM77 163H78V165H77ZM82 164H84V165H82ZM58 165L61 167H57ZM38 166H40V167H38ZM36 167H38V168H36ZM45 167L49 168V170H50L49 175H47V169ZM95 167H98V170H96ZM107 170H109V171H107ZM182 170H184V168ZM90 172H92V173H90ZM97 176L95 177V179H98ZM52 181H54V182H52ZM12 182L14 185L12 184ZM66 182L67 183H64V186L66 185L67 187H69L70 186V184H68L69 182L68 181H66ZM85 184H87V185H85ZM238 184H240V182ZM186 185L190 189V190H188V192H190V194H193L192 193L193 187H191L189 185V183H186ZM34 186L36 187V190L32 188ZM70 188L71 187L68 188L69 191L72 190V189L70 190ZM33 191L36 193H33ZM62 192H65V190L62 189ZM104 192H106L107 194L105 193L106 194L105 195ZM243 192H244V190L243 191L233 190L234 198L232 199L231 205L228 206V210L226 212V218L224 220V223H222L220 225L217 233H215V234L211 233V234H206V235H211L212 238H215V237L221 238L222 235H224L223 233H225V234L229 233V230L227 231V228H228L227 222L230 219L232 213H234V211H235V210H233L234 209L233 205L237 202V200L240 201V199L242 198L241 194ZM3 193L6 195L5 196L6 198L4 196H2ZM16 194H17V197H15ZM37 194H41V195H39V197H38ZM221 196H223V194H221ZM43 197H45V198H43ZM211 197H213V196L211 195ZM67 198H69V197H67ZM109 199H107V200H109ZM26 201L28 202V204H29V202H31L30 205H28L26 203ZM185 201H187V202L185 203ZM85 202H88V201H85ZM181 202H184L186 204V205H184V206H187L186 212L187 213L191 212L188 210H189V208H193L192 204L191 205L188 204V200L186 198L181 200ZM38 203L40 205H38ZM173 203L174 204L176 203V197H174ZM18 204H23V206L26 205L29 207L28 211H29V215L31 216L30 219H27V217L29 216L28 213L23 214V212H25L24 208H22L21 206L20 207L16 206ZM85 204H89V203H85ZM37 205H38L39 211L35 212L34 210L37 207ZM118 206H119V204H118ZM153 206H154L153 207L154 210L150 211L152 218L146 225L150 224V226H151L154 222H155L154 223L155 225H158L159 222H161V220L159 218L161 216L156 215L158 213L161 215V213H160L161 212V205L158 201H156L153 204ZM79 209L81 210L80 207H79ZM156 209H157V212L155 213ZM61 210L64 211L62 214L60 213ZM192 210L195 211V210H199V209L194 207ZM38 212L41 213L40 217H38V214H37ZM72 214H73V216L71 217ZM165 215H164V217H165L164 219H166V217H167ZM183 215H184L185 220L187 221V217L189 216V213L187 215L186 214H183ZM19 216H21L20 218L22 221L20 229L18 226H12L9 223L10 218L16 217V219H17V217H19ZM155 216L158 217V218L156 217L158 220L155 218ZM24 217H26V218H24ZM47 218L50 219L51 221L48 220ZM1 219H2V221H1ZM73 221H75V222H73ZM124 224H126V223H123L122 225H124ZM225 224H226V226H225ZM22 225H26L25 228ZM119 225H120V227H119ZM191 225H190L191 226L190 227L189 222H187V226L184 225L185 226L184 228L182 226H179L178 228L175 227L172 230H169V228H168V229H166L167 230L166 233L168 235H172V237L167 236L164 232H160L161 233L160 235H154V237H156L154 239H159L161 241H163L165 238L175 240L177 243L175 245L177 246V249H179V250L183 249V247L188 248V249H192V250L193 249L197 250V248L201 249L203 246L196 243V241H193V244H192L191 242H189L187 240V233H190V232L193 233L194 232L195 234H198L197 233L198 230L194 231V229H196V228H194L195 225H193V224H191ZM210 225H212V224L210 223ZM180 228H182L185 231H183ZM179 229L181 230V232ZM17 230H19L22 234H24L27 244L24 243L21 240V238L16 236L15 232ZM175 230H176V232H175ZM188 231H190V232H188ZM32 233H34L33 236L31 235ZM126 233L127 232H123L122 236H124V234H126ZM183 233H186V234H183ZM74 236H75V238H73ZM78 238H79V240H78ZM230 239H229L230 241L233 240L232 242L235 243V240L233 238H230ZM38 240L43 242L44 245L42 247H39V245L36 246V242ZM134 241L136 243L135 252H137V253L131 254L133 257L130 258L129 255L126 254L127 251H126V253L124 252L125 250H124L123 244H125L127 242L125 245V246H127V245L131 244L130 242L134 243ZM78 242H79V244H78ZM236 242H237V240H236ZM113 245L118 246L120 248H115V247H113ZM195 245H198V247ZM57 246L59 248H62L63 242L59 243ZM118 249H120V250L123 249L121 252L125 256L121 255L122 253H120V251ZM55 250H56V252H55ZM202 250H203V248H202ZM51 251H52V254H51ZM218 251H221V250L219 249ZM229 251H233V250H229ZM229 251L226 250L225 252L227 253ZM48 252L50 254H48ZM84 252H85V250H84ZM88 252H87V255L89 254ZM184 254L189 255L190 253L184 252ZM126 256L128 258H125ZM51 257H52V259H50ZM113 257L115 258L114 261L112 260ZM58 259L60 261H62V259H60V258H58ZM122 259H123V261H122ZM217 260H218L217 262L221 261L220 259H217Z\"/></svg>",
  "mask_w": 264,
  "mask_h": 264
}]
</instances>
